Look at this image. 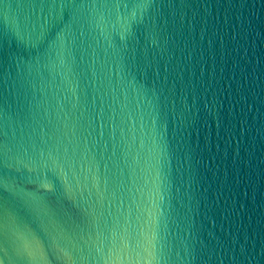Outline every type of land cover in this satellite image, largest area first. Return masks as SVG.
<instances>
[{
    "label": "water",
    "instance_id": "1",
    "mask_svg": "<svg viewBox=\"0 0 264 264\" xmlns=\"http://www.w3.org/2000/svg\"><path fill=\"white\" fill-rule=\"evenodd\" d=\"M0 264H264V0H0Z\"/></svg>",
    "mask_w": 264,
    "mask_h": 264
}]
</instances>
